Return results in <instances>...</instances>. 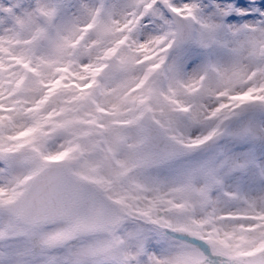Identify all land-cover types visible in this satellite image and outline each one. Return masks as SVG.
Here are the masks:
<instances>
[{"label":"snow or ice","instance_id":"obj_1","mask_svg":"<svg viewBox=\"0 0 264 264\" xmlns=\"http://www.w3.org/2000/svg\"><path fill=\"white\" fill-rule=\"evenodd\" d=\"M259 9L0 0V264H264Z\"/></svg>","mask_w":264,"mask_h":264},{"label":"rangeland","instance_id":"obj_2","mask_svg":"<svg viewBox=\"0 0 264 264\" xmlns=\"http://www.w3.org/2000/svg\"><path fill=\"white\" fill-rule=\"evenodd\" d=\"M257 1V0H255ZM98 3L99 0H96ZM109 5L111 4H127L131 3L132 0H107ZM176 3H187L190 2V0H175ZM205 4L209 3V0H203ZM213 3L221 4V5H235L237 9H244L245 12L247 13L246 15H239L235 12L232 13L231 16L226 18V22L229 24H242V23H248V24H254L257 23L260 19V9L259 5L264 3V0H260L257 4L256 2H253V0H212ZM170 18V13L167 14ZM158 20V18L154 17H146L145 19V25H146V30L147 31H152L155 27L154 23H150L149 21H154ZM146 34V33H145ZM143 38V35L141 36ZM244 148L243 145H237L236 146V151H242ZM204 153L198 152V153H193L191 156L185 158V160H198V159H203L204 158ZM249 185L244 186V190L247 191ZM251 187H256V186H251ZM2 246H0V256H2Z\"/></svg>","mask_w":264,"mask_h":264}]
</instances>
